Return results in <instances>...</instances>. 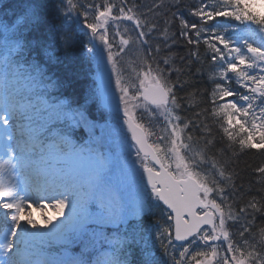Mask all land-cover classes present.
Returning a JSON list of instances; mask_svg holds the SVG:
<instances>
[{"label": "snow or ice", "instance_id": "6c2138e0", "mask_svg": "<svg viewBox=\"0 0 264 264\" xmlns=\"http://www.w3.org/2000/svg\"><path fill=\"white\" fill-rule=\"evenodd\" d=\"M162 6L60 0L55 32L47 0L0 7V264H264V223H256L257 214L264 220V197L237 203L243 185L212 153L206 122L210 117L234 153L264 150V0H201L190 11L199 23L173 13L187 43L202 42L211 53V108L192 118L180 114L185 99L195 106V94L178 96L183 70L167 56L161 65L160 44L153 50L150 42ZM168 23L160 32L166 47ZM78 43L95 65L98 87L89 99L98 94L109 113L99 137L84 111L46 98L76 75L72 64L67 80L53 81L31 59L33 51ZM190 56L199 59L198 49ZM65 120L68 130L56 127ZM82 123L89 140L78 145L70 129ZM254 171L264 185V165ZM161 203L167 221L157 222L153 242L141 218ZM106 224L128 227L113 236L91 228ZM89 233L85 250L94 259L46 251Z\"/></svg>", "mask_w": 264, "mask_h": 264}, {"label": "trees", "instance_id": "16d2710c", "mask_svg": "<svg viewBox=\"0 0 264 264\" xmlns=\"http://www.w3.org/2000/svg\"><path fill=\"white\" fill-rule=\"evenodd\" d=\"M51 5L52 15L49 16V26L53 28V31L60 28V20L56 18L55 8L60 3V0H47ZM81 3L93 2V0H80ZM96 3H101L103 0H95ZM133 0H129L131 4ZM138 5H150L153 3V0H135ZM201 0H180V4L177 6L174 4V0H163L164 6L161 7L160 15L156 18L158 21V31L154 33L151 44L153 50L157 43L160 44V54L157 59L162 65L163 57L167 56L170 59L175 60V65L181 68L182 74L180 79L185 81L184 88L182 91L178 92L180 97H188L190 94H195L194 96V107L189 108L188 101L185 99L182 101V109L180 114L182 117L192 118L193 114L197 111H202L205 108L210 109L211 104L209 102V94L212 92L214 84L213 81L209 79L210 70L213 68L212 62L210 60L211 53L208 51L207 47L201 42L199 46L189 45L187 40L180 35L181 26L179 19L173 18V13L182 12L185 19L190 23L196 22L199 23L198 18L190 15V11L193 7L199 6ZM223 19V18H220ZM169 21L167 27L169 29L168 45L166 47L163 40L160 38V32L163 31L165 21ZM121 31H123V25H121ZM39 35V33H37ZM195 38V37H193ZM200 53L199 59L190 56L192 51L197 50ZM81 45L78 43L72 49L66 51V59L63 63H71L76 71V75L73 76L70 82L64 83L62 88L67 91L73 92L77 91L78 96H80L82 90V79L87 76L85 72V63L83 55H81ZM131 55V54H130ZM181 57L185 58L183 61ZM127 60V57H125ZM67 64V65H68ZM202 69L201 72H197V69ZM177 74H172V79H176ZM62 80H67V72L65 71L64 77ZM69 87V88H68ZM77 99V96L75 97ZM207 115V114H205ZM210 128L212 137L215 139L214 147L212 148V153L217 154L219 159L225 163L228 171L234 173V178L237 186L243 185L244 192L243 194L237 192V196H240L241 199L237 203H243L251 196L255 195L258 198L264 197V185L257 183L261 178L254 171L257 167L264 165V150H246L245 152H240L238 147L235 153L228 147L226 139L223 137L222 132L219 130L218 126L211 120L209 117L206 121ZM189 131H192L191 129ZM196 135H200L199 131L196 130ZM231 192V189H229ZM160 212L161 210L158 209ZM160 212L148 216L144 219L143 225L146 227H152L156 231L158 229L157 221L160 224H165L167 217L162 215ZM164 216V217H163ZM157 219V220H156ZM257 225L264 223V220L260 218V215L257 214ZM233 233L237 230L236 228L230 229ZM152 238L155 239V233L152 235ZM239 239L238 236L235 237ZM156 246V251L158 253L161 250ZM178 257V256H177ZM170 264V263H169Z\"/></svg>", "mask_w": 264, "mask_h": 264}, {"label": "rangeland", "instance_id": "374dc122", "mask_svg": "<svg viewBox=\"0 0 264 264\" xmlns=\"http://www.w3.org/2000/svg\"><path fill=\"white\" fill-rule=\"evenodd\" d=\"M89 45H91V44H89ZM92 61V60H91ZM92 63H93V61H92ZM94 77H96V74L94 75ZM113 90H114V84H113ZM91 123V122H90ZM92 124V123H91ZM86 127V126H85ZM87 128V127H86ZM103 128H105L104 127V125L103 124H101V125H96V128H95V134H101V130L103 129ZM87 131H88V128H87ZM88 134H89V131H88ZM46 212H49V211H51V210H49V209H47V210H45ZM53 213H52V211H51V213H50V215H52ZM32 215H33V218L34 219H36V218H41L42 217V214H41V212H40V215H39V213L37 212V211H34L33 213H32ZM107 225H110V226H115V224H106V225H103V226H107ZM94 226H97V225H94ZM166 260H167V258H165Z\"/></svg>", "mask_w": 264, "mask_h": 264}]
</instances>
